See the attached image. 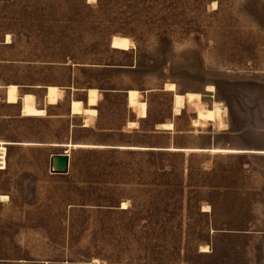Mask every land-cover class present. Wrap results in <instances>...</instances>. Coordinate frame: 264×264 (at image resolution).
<instances>
[{"label":"rangeland","instance_id":"rangeland-1","mask_svg":"<svg viewBox=\"0 0 264 264\" xmlns=\"http://www.w3.org/2000/svg\"><path fill=\"white\" fill-rule=\"evenodd\" d=\"M11 84L40 108L44 87L65 97L23 118ZM168 84L218 103L222 126L194 127L190 105L175 116ZM89 88L101 99L85 128L69 105ZM130 90L148 105L136 128ZM0 141L15 143L0 264H264V154L118 148L264 152V0H0ZM70 143L103 149H73L69 172L52 174L67 152L54 144Z\"/></svg>","mask_w":264,"mask_h":264},{"label":"bare ground","instance_id":"bare-ground-1","mask_svg":"<svg viewBox=\"0 0 264 264\" xmlns=\"http://www.w3.org/2000/svg\"><path fill=\"white\" fill-rule=\"evenodd\" d=\"M8 43H11L10 37L8 36ZM43 87V86H42ZM20 87L14 84L8 85L5 87V102L8 106H15L21 104L20 112L23 118H44L47 116L46 107H54L59 105L65 97V91L57 86H47L45 89V108H40L37 105L36 97L33 94H24L20 95ZM35 89V88H34ZM41 89V87H37ZM166 91L174 93L173 101V113L175 116H180L182 111L186 108L187 105L194 106L196 109V120L193 121L194 127H206L210 123H219L222 126L223 114L225 111L221 108L218 103H215L213 108H208L202 101V95L197 93H187L184 95L177 93L176 85L168 84L165 87ZM43 90V88H42ZM76 91V89H72ZM72 91V92H73ZM214 88L212 86L207 87L208 93H214ZM86 93V102L73 99L70 102V113L72 116H79L85 118V127L89 126L90 119L97 117L98 113L96 108L99 105L101 94L97 89L89 88L85 90ZM128 107L134 110L139 119H146L148 117V105L146 102L140 100V92L136 90L128 91L127 97ZM130 128H136L138 123L131 122L129 123ZM162 126L163 130L172 131L174 129L173 123H165ZM220 126V127H221ZM221 129V128H220ZM15 143L0 141V171L6 169V155H7V146H13ZM23 145H34L31 143H23ZM56 147H64L69 153L73 149H83V148H102V146H93L85 144H54ZM103 149V148H102ZM123 150L131 151H146V150H162L169 152H181L186 154H195V153H213V154H238V153H255V154H264L262 151H243V150H233V149H223V148H212V149H201V148H168V149H157V148H145V147H120ZM152 150V151H153ZM8 200L7 196H1V201ZM122 209H127V203H123ZM205 212L210 211V207L207 206L204 208ZM209 248L203 247L202 253H208Z\"/></svg>","mask_w":264,"mask_h":264},{"label":"water","instance_id":"water-1","mask_svg":"<svg viewBox=\"0 0 264 264\" xmlns=\"http://www.w3.org/2000/svg\"><path fill=\"white\" fill-rule=\"evenodd\" d=\"M70 163L71 158L68 152L54 155L50 160V171L55 175H66L69 172Z\"/></svg>","mask_w":264,"mask_h":264},{"label":"crops","instance_id":"crops-1","mask_svg":"<svg viewBox=\"0 0 264 264\" xmlns=\"http://www.w3.org/2000/svg\"><path fill=\"white\" fill-rule=\"evenodd\" d=\"M101 94V93H100ZM127 97H128V92H127ZM127 97H126V100H127ZM76 100H79V99H76ZM80 101H82L83 103H85L86 102V100H81L80 99ZM126 103H127V101H126ZM128 107V106H127ZM129 108V107H128ZM69 111H70V105H69ZM71 114V113H70ZM136 114V113H135ZM99 115V114H98ZM79 117V116H78ZM136 117H137V115H136ZM149 117V116H148ZM148 117L146 118V119H148ZM137 119V120H136ZM135 120H133V122H137L138 123V125L139 124H141V122H143L144 120H146V119H139V118H136ZM129 122H132V121H129ZM128 122V123H129ZM84 127H85V125H84ZM85 128H89V126L88 127H85ZM120 147H126V146H120ZM120 147H118V148H120ZM127 147H130V146H127ZM134 147V146H133ZM160 149V148H159ZM66 153V152H65ZM64 154V153H63Z\"/></svg>","mask_w":264,"mask_h":264}]
</instances>
